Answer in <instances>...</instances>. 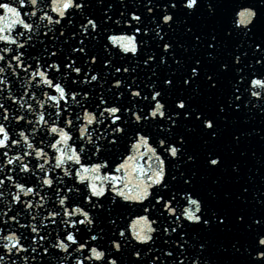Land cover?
<instances>
[{
	"label": "snow or ice",
	"instance_id": "6c2138e0",
	"mask_svg": "<svg viewBox=\"0 0 264 264\" xmlns=\"http://www.w3.org/2000/svg\"><path fill=\"white\" fill-rule=\"evenodd\" d=\"M201 7L208 21L197 27L189 17L199 15ZM181 25L190 43L176 38ZM0 62L5 101L35 115L25 124V115L11 113V120L21 122L17 127L30 128L31 138L24 131L12 138L0 122V172H13L6 165L15 162L40 188L52 189L60 206L37 219L47 190L39 195L27 180L0 177V186L7 180L18 190L8 209L21 206L14 215L0 212V264H66L69 257L75 264H219L210 255L209 234L237 228L249 238L242 245L234 240L233 253L243 249L248 264H264V193L254 197L257 212L218 204L233 200L229 191L221 197L197 189L201 169L214 185L222 178L216 173L239 181L237 148L253 134L264 140V127L228 131L233 117L264 115V0H250L230 14L229 0H139L135 7L127 0H0ZM141 68L151 72L143 81ZM165 68L168 72H161ZM20 70L36 86L30 94L24 89L28 99L39 90L47 97L37 100L39 108L51 102L54 111L47 118L13 94ZM78 86L83 87L76 91ZM205 91L215 97L211 109L199 102ZM0 121L11 122L5 103ZM41 125L47 128L44 135H51V156L33 143ZM225 137L230 148L220 145ZM21 144L33 151L9 156L12 146ZM32 155L43 162L30 168L25 157ZM56 169L62 177L51 174ZM240 189L236 200L249 191L244 184ZM29 194L39 199H22ZM22 216L30 222L21 224ZM10 221L15 230H8ZM48 224L56 226L55 234L46 231ZM221 249L227 251L223 243Z\"/></svg>",
	"mask_w": 264,
	"mask_h": 264
},
{
	"label": "water",
	"instance_id": "95a60500",
	"mask_svg": "<svg viewBox=\"0 0 264 264\" xmlns=\"http://www.w3.org/2000/svg\"><path fill=\"white\" fill-rule=\"evenodd\" d=\"M134 1L135 0H127V2L130 4V5H134ZM118 2V0H117ZM99 14V13H97ZM59 47V46H58ZM89 47L90 48H94L95 51H99V48L98 47H95V42H90L89 43ZM39 47L37 48V51L33 53V55H38L39 54ZM50 62V61H49ZM2 63V62H0ZM29 63H31V61H29ZM119 64V61L117 62V66ZM79 66V64L77 65ZM97 69H99V65H97ZM57 77H59V73L56 74ZM32 83L33 84V87L32 88H29V84ZM95 83V82H93ZM83 87V86H78L75 90L76 91H79L80 88ZM105 88H107V85L104 86ZM27 88L28 89V93L30 94L31 91L33 90H36V86L34 85V82H30L27 78V76L25 75V73L20 70V76L16 79L15 81V87L12 88V92L14 95L18 94L19 96H23L24 97V100L27 102V103H32L34 105V107L37 108L38 111H45L46 112V118H47V113L48 112H51V111H54L52 105H51V102H46L45 104V108L44 109H40L39 108V105L37 104V100H45L47 101V97L43 96V94L37 90V95H36V98L34 99H31L29 100L28 99V95L25 94L24 92V89ZM96 95H100L102 94V90L100 88H97L96 90ZM110 94L111 93H108V97H110ZM5 97H8V92L7 90H4L3 92H0V103H5V107H7L9 109V114H10V123L8 121H0V122H3L6 124V126L9 128V131L12 135V138L14 139H19V132L20 131H24L26 134H29L30 135V138L32 136L31 132H30V128L29 127H25V126H20V127H17V125H20L21 122L19 121H14V120H11V113L12 111H17L18 114L20 115H25V124L28 120H34L35 119V115L33 113H27L26 114V110L25 109H20L19 108V104L18 102H7L5 101ZM79 99V97H77ZM93 100L96 99V96H93L92 97ZM69 105L72 107L73 111L74 112H79L80 109L79 107H77L75 104L72 103L71 100H69ZM13 105H15V108L13 107ZM64 116L67 115V112H65L63 114ZM64 125L61 124V127H63ZM47 131V128L43 125H41V127L37 130V133L35 134V137H34V140H33V143L37 146V147H43L44 150L46 152H48V154L51 156L54 154L55 150L51 149L48 147V143L49 141L51 140V135H44V133ZM43 140L44 143L41 144L40 141ZM76 140V134L74 133L73 134V141ZM70 143H72V141H70ZM0 151H3V149H0ZM32 152L33 150L32 149H28L26 147V145L24 144H21V145H13L12 148L9 150V156H13V155H17V153L19 154H23L24 152ZM3 157H0V162L3 161ZM25 161H31L32 163H30V168L34 166L35 163H42L43 160L39 159V158H36L34 155L32 156H26L25 157ZM82 162L84 163H87L88 160H82ZM51 163V161H50ZM67 166H71V167H77L76 165H72L71 162H69V165ZM14 169L13 172H0V177H4L6 175H13L15 179H17L18 182H25L27 180L28 182V186H33L36 188V191L39 193V195H45V192L47 190V194L45 196V202H44V205L42 208L39 209L40 213H41V216L40 217H37V219H41L44 215H47V212L49 210H59L60 206L58 205V203L56 202V199L55 197L53 196V191L52 189H47V186H45V188H40L38 183H36V177L33 175V176H29L28 174H25V173H21L19 172L15 162L14 164L12 165H6V169ZM37 172H39L40 170L37 169L36 170ZM52 175H61L62 177V172L60 169H56L55 173H51ZM70 178H64L65 182H67V180H69ZM55 187V185L53 186ZM0 191H3L5 193V196L0 198V212L2 211H8V215H14L17 211L20 210V205H13L12 206V209L13 210H9L8 207H7V201H9L11 199V195L15 192V191H18L17 189L14 188V185H12V183L10 181H7L5 180V184L3 186H0ZM22 199L24 200H27V199H32L33 202L35 203L38 199H39V196H35L33 194H29V196L27 197H24L22 195ZM29 210L28 209H24V212L27 213ZM33 213H35L37 211V209L33 208L32 209ZM4 219H6V217H4ZM50 219H57L59 220L60 218H51ZM30 222V218H25V217H21L20 218V223L21 224H27ZM14 223L15 222H9V227H8V230H15V226H14ZM0 227H4L2 221H0ZM55 225H52V224H48L46 226V231L49 232V233H54V229H55ZM20 231H24L23 229H21ZM44 231V230H42ZM27 231H24V235H27ZM59 251V250H57ZM61 255H63V253L61 252L60 253ZM22 255V254H21ZM39 259V258H38ZM28 264H34L33 261L29 260L28 261ZM50 264H56L55 261H51Z\"/></svg>",
	"mask_w": 264,
	"mask_h": 264
}]
</instances>
